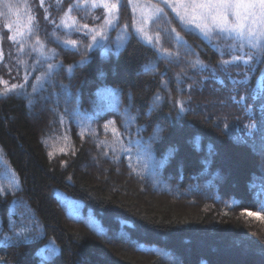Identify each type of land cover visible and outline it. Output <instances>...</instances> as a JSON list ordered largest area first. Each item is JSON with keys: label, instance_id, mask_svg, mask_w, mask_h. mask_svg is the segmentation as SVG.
Segmentation results:
<instances>
[{"label": "trees", "instance_id": "obj_1", "mask_svg": "<svg viewBox=\"0 0 264 264\" xmlns=\"http://www.w3.org/2000/svg\"><path fill=\"white\" fill-rule=\"evenodd\" d=\"M7 2L25 38L0 41V91L24 87L0 95V264H264V54L222 64L241 53L170 9L173 57L123 27L56 43L72 0Z\"/></svg>", "mask_w": 264, "mask_h": 264}, {"label": "snow or ice", "instance_id": "obj_2", "mask_svg": "<svg viewBox=\"0 0 264 264\" xmlns=\"http://www.w3.org/2000/svg\"><path fill=\"white\" fill-rule=\"evenodd\" d=\"M0 4H3V7L7 10L0 11V17L5 20L3 28L11 33L5 37L0 31V41L6 38L14 44H19L21 39L25 38V30L19 26V19L13 20L12 16L16 15L19 18L20 9H17L16 4L7 2V0H0ZM57 4L58 7L61 6L63 0H57ZM24 6L27 8V0H24ZM41 6H43V0H41ZM129 7H132L133 14L130 19L125 18V22L121 25L122 10ZM101 8L104 10L103 13L100 16L92 15V19L94 21L102 19V24L92 29H89L87 24H84L81 28L76 18L71 15L74 11L92 14L95 9ZM168 9L174 13V18L179 21L182 28L194 24L209 40L214 37L221 39L230 52L241 53V55H233L231 61H220L222 64L227 65L237 61L248 64L255 56L264 54V0H72L59 23L55 20L49 21L53 24V30L49 33V36L55 37L53 42L59 43V37L56 36L57 29L66 31L68 35H71L72 32L88 29L85 36L91 34V40L95 45L99 44L101 40L107 39L108 29L123 27L128 30L131 28L132 31L128 32L129 36H139L144 43L150 45L160 55L173 57V53L168 48L163 47L162 44L163 33H175L177 39L180 38V33L176 32L174 27H171L173 17L169 15ZM45 11L47 13V10ZM137 12L139 18H137ZM44 19L48 20L47 14ZM68 20L71 21V24L67 22ZM24 28L29 34H34L39 28L35 17L30 14V9L27 13V24ZM37 43L41 45V48H33L32 51L44 55L41 51L43 48L42 42L37 40ZM77 43L76 40L71 39L64 41L65 46L75 47ZM246 46L248 51H245ZM18 50L24 51L23 44H20ZM221 55H223V52H221ZM0 59H2V52H0ZM175 60H179L178 55ZM18 63L23 64L24 61L21 60ZM200 63L199 60H196L190 66L195 67ZM48 67L51 70L53 66L49 65ZM0 84L6 85L7 82L0 78ZM23 87L24 85L12 84L10 88L4 87L0 91V95H7L8 92ZM33 89L35 90L34 85ZM156 99L159 100L160 97ZM178 103L182 102L178 101ZM105 127L107 128V125ZM113 132L115 134L116 130L113 129ZM248 214L255 215L251 212Z\"/></svg>", "mask_w": 264, "mask_h": 264}, {"label": "rangeland", "instance_id": "obj_3", "mask_svg": "<svg viewBox=\"0 0 264 264\" xmlns=\"http://www.w3.org/2000/svg\"><path fill=\"white\" fill-rule=\"evenodd\" d=\"M136 15H137V18H139V13L138 12L136 13ZM189 27H191V28L195 29L196 31L200 32V30L198 28H196L194 24L193 25H189Z\"/></svg>", "mask_w": 264, "mask_h": 264}]
</instances>
